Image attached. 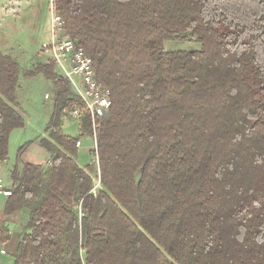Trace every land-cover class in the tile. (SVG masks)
<instances>
[{"label": "trees", "instance_id": "16d2710c", "mask_svg": "<svg viewBox=\"0 0 264 264\" xmlns=\"http://www.w3.org/2000/svg\"><path fill=\"white\" fill-rule=\"evenodd\" d=\"M52 5L111 104L79 167L91 122L79 120L75 138L59 130L78 104L54 62L23 70L0 52V166L25 126L20 78L54 85L48 162L19 167L25 143L10 173L4 214L28 213L14 264H264V0Z\"/></svg>", "mask_w": 264, "mask_h": 264}, {"label": "rangeland", "instance_id": "374dc122", "mask_svg": "<svg viewBox=\"0 0 264 264\" xmlns=\"http://www.w3.org/2000/svg\"><path fill=\"white\" fill-rule=\"evenodd\" d=\"M50 11L51 0H0V52L3 54L13 53L20 59V67L23 70L32 69L37 63H45L46 57L41 55V51L45 45L50 43ZM164 48L170 51H189L198 50L200 45L190 42L166 41ZM56 72L59 75L62 74L59 69ZM53 87V83L47 81L42 75L30 79L20 78L17 102L29 114V128H26L27 131L37 132L40 112L47 115H45L44 121L45 128L53 112ZM72 119L68 116L62 117L59 123L61 124L62 120L69 121L66 122L67 126L64 127L63 133L75 138L78 129L76 122ZM17 131L19 133L20 130ZM45 135L49 137L50 131L46 132ZM92 147L91 140L83 141L81 150L83 154L85 153L83 166L89 163L88 153ZM91 159L94 167L92 178L94 184L97 185V164L93 155Z\"/></svg>", "mask_w": 264, "mask_h": 264}, {"label": "built area", "instance_id": "2783aa9c", "mask_svg": "<svg viewBox=\"0 0 264 264\" xmlns=\"http://www.w3.org/2000/svg\"><path fill=\"white\" fill-rule=\"evenodd\" d=\"M62 27V19L55 13L51 0V38L50 43L42 48L41 54L53 61L56 70L59 69L62 72L61 77L68 83L72 96L78 104L69 110L68 115L76 120L88 118L91 122V139L93 150L96 151L95 120L103 118L109 110L110 91L97 81L92 59L85 50L76 46L69 37L61 35ZM80 146L81 142H76V147ZM94 160L97 164L96 155ZM2 192L5 196L10 195L9 190ZM5 253V249L0 247V254Z\"/></svg>", "mask_w": 264, "mask_h": 264}, {"label": "crops", "instance_id": "0c3cea01", "mask_svg": "<svg viewBox=\"0 0 264 264\" xmlns=\"http://www.w3.org/2000/svg\"><path fill=\"white\" fill-rule=\"evenodd\" d=\"M44 56V55H43ZM16 57V56H15ZM46 57V56H45ZM20 63V59H18ZM22 110L25 113V126L20 130L19 133L17 130H13L8 139V159L5 163L0 166V181H1V191H0V247L5 249V254H0V264H14V254L17 248V244L23 233V228L27 223L28 213L26 209L20 210L14 214L6 215L4 214V208L9 196H5L2 191L11 190L12 181L10 179V173L13 170V167L17 162V151L25 143H30L22 155L19 157V167L23 163H30L35 165H45L48 162L49 153L47 150L40 144L41 139L48 140L49 138L45 135L44 132V121L46 118V113L40 112L39 120L37 122V132L32 133L26 128H29V114L23 108ZM46 115V116H45ZM71 121V120H70ZM72 121L76 122L78 129L77 136L79 135V120ZM62 123L59 126V130L63 133V129L67 126L66 122L61 121ZM64 134V133H63ZM66 135V134H64ZM68 136V135H66ZM70 137V136H69ZM91 140L90 136L84 135L81 139V146L78 147V156L76 162L79 167L83 166V158L85 153L81 152L83 147V141ZM93 144V143H92ZM93 149V147H92ZM91 149V150H92Z\"/></svg>", "mask_w": 264, "mask_h": 264}, {"label": "water", "instance_id": "95a60500", "mask_svg": "<svg viewBox=\"0 0 264 264\" xmlns=\"http://www.w3.org/2000/svg\"><path fill=\"white\" fill-rule=\"evenodd\" d=\"M59 75V74H58ZM61 77V75H59Z\"/></svg>", "mask_w": 264, "mask_h": 264}]
</instances>
